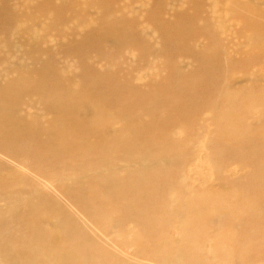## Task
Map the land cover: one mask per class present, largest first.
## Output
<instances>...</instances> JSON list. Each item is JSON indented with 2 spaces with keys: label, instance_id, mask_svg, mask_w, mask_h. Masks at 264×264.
<instances>
[{
  "label": "bare ground",
  "instance_id": "bare-ground-1",
  "mask_svg": "<svg viewBox=\"0 0 264 264\" xmlns=\"http://www.w3.org/2000/svg\"><path fill=\"white\" fill-rule=\"evenodd\" d=\"M220 1L0 0V264L264 260V89H233Z\"/></svg>",
  "mask_w": 264,
  "mask_h": 264
},
{
  "label": "rangeland",
  "instance_id": "rangeland-1",
  "mask_svg": "<svg viewBox=\"0 0 264 264\" xmlns=\"http://www.w3.org/2000/svg\"><path fill=\"white\" fill-rule=\"evenodd\" d=\"M77 2L80 1H86V0H76ZM136 0H115L116 5H125V4H133ZM154 1V0H151ZM211 3V11L213 12V9L215 7V3L213 4V0H209ZM56 8L63 12V2H55ZM155 8H159L160 5L156 4L154 6ZM218 11L221 14V19L216 21L210 16L212 20H214L220 27L218 28L219 38L226 37V49L229 53L234 54L240 65H239V77L240 80L236 81L233 80V89H255V90H261L264 89V0H222L217 3ZM210 8H206L207 12ZM139 8L135 5L131 6V10L137 11ZM187 26V23L182 22L179 25V30H182L183 27ZM65 32V31H64ZM71 30H68L67 37L71 34ZM92 32V30H90ZM214 32L212 31V34L206 33L204 34L203 41H208L210 36H213ZM187 37L185 40L187 41ZM238 39L240 42V47L236 44H233V41ZM248 40H251L249 43ZM245 42L248 44H251V46L245 47ZM48 44L52 47H56L59 50L61 49V46L63 45V37L59 41L51 40L48 42ZM100 64L97 65L99 67ZM253 74H257L259 76L258 80L254 83H247L243 82L246 80H250ZM135 81L138 84L144 85V78L141 76V70H139L136 74ZM243 82V83H242ZM250 85L249 87H244V85ZM155 87V86H154ZM57 87H51L45 90L44 93H42V97L47 95L48 93L56 90ZM17 93H13L11 96L12 98L17 97ZM26 112L28 114H33V108L28 107L26 108ZM255 113V117L258 115ZM169 137H173V139H182L184 137V134L179 131H170L168 133ZM157 137H161V134H159ZM150 138V135L147 136L146 141ZM29 149V153L31 155L32 149ZM198 151V150H197ZM89 158H92L96 160V155L89 151L87 153ZM197 159L201 158V153L197 152ZM63 157V154H62ZM195 168L197 170L194 171L195 175L190 180V186L191 187H198L201 189H208L214 188L215 192H218L219 187H215L216 183L211 178L210 170L205 167L204 169L200 168V163L194 164ZM237 168L234 167V165H230L225 170V175L229 178H231V174H235V170ZM41 171L39 164L34 161L32 176L37 177L39 172ZM243 173V171H241ZM187 174L190 175V170H187ZM197 180L203 187H199V184H197ZM215 185V186H214ZM232 206L236 205V202L231 204ZM125 235H124V241L123 247L121 249V254H123L128 259H132L135 256V251L127 249V245L131 242L132 234H131V226L129 224L125 227ZM175 233L172 232V235ZM205 254L207 257V261H210L208 259V249H205ZM252 264H264V260H257Z\"/></svg>",
  "mask_w": 264,
  "mask_h": 264
}]
</instances>
